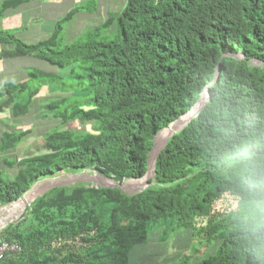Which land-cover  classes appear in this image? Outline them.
<instances>
[{"label": "trees", "instance_id": "obj_1", "mask_svg": "<svg viewBox=\"0 0 264 264\" xmlns=\"http://www.w3.org/2000/svg\"><path fill=\"white\" fill-rule=\"evenodd\" d=\"M29 1L3 3L0 17ZM73 15L32 45L0 31V45L56 69L30 73L28 85L2 87L17 124L3 122L0 135V208L58 174L94 171L120 185L144 178L158 133L201 95L208 99L168 139L145 189L48 190L0 231V245L20 248L0 264H130L167 223L185 233V247L203 239L217 248L196 260V248L185 252L172 242L178 257L164 264H264V247L240 229L233 209H222L233 202L234 168L264 157V0H126L117 17L62 45V26ZM109 28L112 36H104ZM40 89L55 93L46 108L60 121L41 138L21 120L37 109ZM77 120L93 123L94 132L66 128Z\"/></svg>", "mask_w": 264, "mask_h": 264}, {"label": "rangeland", "instance_id": "obj_2", "mask_svg": "<svg viewBox=\"0 0 264 264\" xmlns=\"http://www.w3.org/2000/svg\"><path fill=\"white\" fill-rule=\"evenodd\" d=\"M36 1H39L40 3H45V1H47V0H36ZM61 1H63L64 4L58 5V8L49 9L48 7H45L44 9L39 11L38 13L32 14L37 19H40V21L42 22L40 24L45 26L46 31H49L51 29V23H55V27H56V23L63 20L64 17L66 16V14L69 13L70 10L73 8L74 9L78 8L77 9L78 13L76 15H78V17H80V18H88L89 16H91L92 18L95 19V16L97 17V15H98V7L97 6L99 5V0H93L94 2L89 4V5H88V2L81 5V4H79L78 1L74 2V4L69 3V2L66 3V1H68V0H61ZM31 3H33V0H30L28 2L29 5H31ZM106 3H107V0H106ZM125 3H126V0H113V2L111 3L112 5H108L110 10H112V6L114 7V9L112 10V13L114 15H112V17H117V15L119 13H121V11L123 10V8L125 6ZM33 10L34 9H32L31 12ZM85 20L89 21L88 23L92 22L88 19H85ZM89 26L90 27L87 30L94 29L93 26H91V25H89ZM112 28L114 29V25L112 26ZM112 28H109L103 35L104 36L109 35L111 37L113 34ZM63 32H66L65 25H63V30L61 31L60 36L63 35ZM82 35L83 34L77 35L75 37L74 41L69 43V44L75 43L77 40H79L82 37ZM63 36H64V38H66V33ZM252 65H258V64L252 63ZM34 69H37V71H39V72L40 71L41 72H43V71L55 72V70H56L55 67L53 68L52 66H49L45 62H38L35 65ZM35 85H36V83H34V84L32 83V85H30V87L32 88ZM53 96H55V93ZM0 98L3 99L4 97L2 96ZM51 98L52 97H49L47 99L46 98L45 99L39 98V100H37L33 106V108H37V109L30 110L28 115L21 119V120H23V123H25V124L31 123V125L32 124L34 125L33 129H32V132H34L32 134L33 137L39 136L41 138V134H44L46 131L52 132L53 130L55 131L56 129L60 128V121L53 119V117H51V112L46 108V105L49 104V101H51ZM36 105H37V107H35ZM15 123H16V121H15ZM12 127H14V126H12ZM29 128H30L29 125L24 127V129H29ZM66 128L72 132H75V133H79V132L92 133V132H94V124L93 123H91V122L90 123H83V122L78 121V120L69 122L66 125ZM26 147H27V144L25 142H23L17 148L16 155L19 159L22 158L23 151ZM78 177H80L81 179H78ZM99 177H100V175H98L94 171H83V172H79L76 174H58V175L53 176L51 178L38 181L36 184H34L32 186V189L35 186H37L43 182H58L59 184H61L60 181L63 182L64 184H66V186H75L77 184H83L84 186L90 187V188H95L96 185H99V184L110 185V183H109L110 181L106 180L107 178L106 179H100ZM142 179H144V178H142ZM150 179L151 178H149L148 181ZM95 180H99L100 183L96 184L97 181H95ZM132 181H135V180H127L121 184L122 188L120 190L123 193H125L126 195H134V194H137L138 192H140V190L128 191V190L124 189L125 185H127L129 182H132ZM23 197H25V195ZM19 201L15 202L11 205L0 208V216L4 215L5 214L4 210H6L8 208L14 210L16 208L15 205ZM229 202L226 203L225 204L226 206L222 207V209H233V207H234L233 202L232 201H231V203H229ZM28 206H29V204L26 206V208ZM26 208H25V210H26ZM18 219H19V217L16 220L12 221L11 223H8L5 226V228L9 224L15 223ZM5 228H1L0 231H2ZM156 230L157 229H155V231ZM153 236H154V237H152L153 240H151L150 243L151 244L153 243L154 245L149 246L148 253L145 251V253L141 254L137 249L134 252V254L131 256L130 264H138L139 263L138 261L140 260L139 257H141V256L144 258L142 259V261L140 260L141 261L140 264H164V263H168L173 258L178 257L177 256L178 251H176V250L174 251L172 249V246L171 245L168 246L167 244H171L172 242H175L180 247H183V246L185 247V244L187 243V239L185 238L186 237L185 233L181 232L180 229L175 228L170 223H167L165 226H162L161 229L157 230ZM179 236H183V238H179ZM205 241L206 240L201 239V241L194 243V241L191 240L186 245L184 250H185V252H187L190 249L196 248L197 249V254L195 256L196 260H200L204 257L211 256L212 254H214V252L217 248V244L215 241H212L210 243H208V242L205 243ZM165 245H167V246L165 247ZM164 247L167 248V251L169 253L167 252L165 255L162 256ZM137 251L140 254H136ZM179 252H181V251L179 250ZM156 255L161 256V257L160 258L159 257H151L150 259L148 257H146V256H156ZM192 261H193V259L190 262L192 263Z\"/></svg>", "mask_w": 264, "mask_h": 264}, {"label": "crops", "instance_id": "obj_3", "mask_svg": "<svg viewBox=\"0 0 264 264\" xmlns=\"http://www.w3.org/2000/svg\"><path fill=\"white\" fill-rule=\"evenodd\" d=\"M7 1L9 0L0 1L1 2L0 9L3 3ZM76 1H78L79 4L81 5L85 4L86 2H88V5L94 2L93 0H68L66 1V3L69 2L74 4V2ZM112 2L113 0H107V3L106 0H99V5L97 6L98 15L97 17L95 16V19L92 18L91 16H89L88 18H80L78 17V15H76L78 13L77 12L78 8L71 9L70 12H74V15L68 22L64 24L66 28V32H63V35H65L66 33V38H64L63 35L60 36L61 44L70 45L69 43L73 42L77 35L79 34L81 35L85 31H88L87 29L90 27L89 25L93 26V28L99 27L102 25L104 21L112 17V15H114L112 13L114 7L112 6V10H110V8L108 7V5H112L111 4ZM60 4H64V2L61 0H47L45 1V3H40L39 1L34 0L33 3H31V5H29L28 3L21 4L16 9L8 10V12H5V14H3L0 17V31L11 32L18 39L22 40L27 45H32L37 42L46 40L52 35L55 29V23H51V29L49 31H46L45 26L40 24L42 23L40 19H37L32 14L38 13L45 7H48L49 9L58 8V5ZM31 8L34 9L32 12H31L32 10ZM85 19H88L92 22L88 23L89 21H86ZM62 30H63V26H62ZM38 62H43V61L30 56L19 54L13 49V47L9 45L7 46L0 45V92L3 90L2 87H4L5 84H14V85L30 84L29 74L39 72L37 71V69H34L35 65ZM53 94L49 93L47 89H40L37 95L33 97L34 98L33 101L36 102L37 100H39V98L42 99L49 98L53 96ZM0 96L4 97L3 99L0 98V135H1L3 132L6 131L5 128L3 127V122H9V120L11 121V119L9 116V106L7 105L6 102L7 98L5 95L0 94ZM11 122L13 124H17V121L15 123L14 120H12ZM21 128L23 127H16V129H21ZM145 251L148 253V247L145 250L142 249L139 252L143 254L145 253ZM140 253L137 252L136 254H140ZM146 257L150 259L151 257H159V256L156 255V256H146ZM143 258L144 257L142 256L139 257L141 261ZM140 260L138 261L139 262L138 264H140L141 262Z\"/></svg>", "mask_w": 264, "mask_h": 264}, {"label": "clouds", "instance_id": "obj_4", "mask_svg": "<svg viewBox=\"0 0 264 264\" xmlns=\"http://www.w3.org/2000/svg\"><path fill=\"white\" fill-rule=\"evenodd\" d=\"M229 180L240 229L253 244L264 247V157L238 164Z\"/></svg>", "mask_w": 264, "mask_h": 264}, {"label": "bare ground", "instance_id": "obj_5", "mask_svg": "<svg viewBox=\"0 0 264 264\" xmlns=\"http://www.w3.org/2000/svg\"><path fill=\"white\" fill-rule=\"evenodd\" d=\"M206 100H207V93H204L201 96V99L198 102V104L195 106V108L191 112L188 113V115L181 117L178 121L174 122L168 128L164 129L163 131L159 133L155 141L152 159L161 150V148L163 147L165 142L168 140V138H170L175 132L183 128L187 124V122H189V120L193 118L199 110H201ZM152 172H153V162L151 160L147 177L141 180H135V181L129 182L127 185H125L124 189L128 191L142 190L146 186V183H148V179L150 178ZM60 183H63V182L60 181ZM57 184L59 183L58 182H43L35 186L32 190H30L25 195V197L20 199V201L15 205L16 208L14 210L10 208L4 210L5 214L0 216V229L4 228L8 223H11L12 221L20 217L22 213L25 211V208L28 204L32 203V201L36 197L38 198L39 195L43 194L51 186L57 185Z\"/></svg>", "mask_w": 264, "mask_h": 264}, {"label": "water", "instance_id": "obj_6", "mask_svg": "<svg viewBox=\"0 0 264 264\" xmlns=\"http://www.w3.org/2000/svg\"><path fill=\"white\" fill-rule=\"evenodd\" d=\"M201 96H202V95H201ZM200 99H201V97L199 98L198 102L200 101ZM207 99H208V95H207ZM198 102H197V104H198ZM206 102H207V100L205 101V104H206ZM197 104H196V105H197ZM205 104L203 105V107L205 106ZM196 105H195V106H196ZM195 106H194V108H195ZM203 107H202L201 109H203ZM200 111H201V110H199L193 118H195V117L198 115V113H199ZM190 112H191V111H190ZM186 115H188V113L185 114L184 116H186ZM182 117H183V116H182ZM193 118H191V119L189 120V122H190ZM179 119H180V118H179ZM179 119H178V120H179ZM178 120H177V121H178ZM175 122H176V121H175ZM189 122H187V124H188ZM172 124H173V123H172ZM187 124H186V125H187ZM186 125H185V126H186ZM185 126H184V127H185ZM181 129H182V128H181ZM181 129L178 130V131L175 132V133H178L179 131H181ZM175 133H174V134H175ZM158 135H159V133H158ZM158 135H157V136H158ZM157 136H156L155 139H154L153 148H152L151 152H150L149 155H148V167H147V173H146L145 177H147V175H148L151 160H152V162H153V171H154L155 160H156L157 156L159 155V153L161 152V150L164 148L165 144H166L167 141H168V140H167V141L165 142V144L163 145V147L161 148V150H160V151H159V152L153 157V159H152V154H153V151H154V146H155V141H156ZM168 139H169V138H168ZM145 177H144V178H145ZM152 177H153V172H152L150 178H152ZM76 178H77V177H76ZM99 178H100V179H106V178H104V177H102V176H100ZM78 179H81V178L78 177ZM106 180L110 181V182H109L110 185H102V184H99V183H100L99 180H95V181H97L96 184H99V185H96L95 188L100 187V188H112V189L117 188V189H121L122 186H121L120 184H118V183H114L113 180H111V179H106ZM65 186H66V184H64V183L57 184V185H53V186H51L49 189H47V191L50 190V189L59 188V187H65ZM147 186H148V183H146V186H145L143 189H145ZM31 189H32V188H31ZM31 189H30V190H31ZM143 189H142V190H143ZM30 190H29V191H30ZM142 190H140V191H142ZM47 191H45V192H47ZM45 192H44V193H45ZM27 193H28V192H27ZM27 193H26V194H27ZM44 193H43V194H44ZM26 194H25V195H26ZM43 194L39 195L38 197L42 196ZM36 198H37V197H36ZM36 198H35V199H36ZM35 199H34V200H35ZM34 200H33V201H34ZM33 201H32V202H33ZM4 228H5V227H4Z\"/></svg>", "mask_w": 264, "mask_h": 264}, {"label": "built area", "instance_id": "obj_7", "mask_svg": "<svg viewBox=\"0 0 264 264\" xmlns=\"http://www.w3.org/2000/svg\"><path fill=\"white\" fill-rule=\"evenodd\" d=\"M20 248L15 244L2 243L0 245V259L8 253H18Z\"/></svg>", "mask_w": 264, "mask_h": 264}]
</instances>
